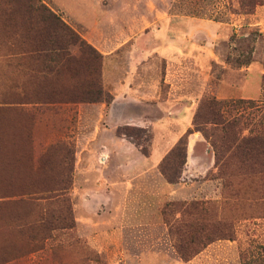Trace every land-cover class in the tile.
Here are the masks:
<instances>
[{
	"label": "rangeland",
	"instance_id": "1",
	"mask_svg": "<svg viewBox=\"0 0 264 264\" xmlns=\"http://www.w3.org/2000/svg\"><path fill=\"white\" fill-rule=\"evenodd\" d=\"M41 1L100 53L110 99L66 100L69 76L11 55L0 25V264H264L260 167L229 156L217 171L192 123L206 97L256 103L223 107L244 113L245 133L263 120L264 2ZM187 129L169 183L159 163Z\"/></svg>",
	"mask_w": 264,
	"mask_h": 264
},
{
	"label": "trees",
	"instance_id": "2",
	"mask_svg": "<svg viewBox=\"0 0 264 264\" xmlns=\"http://www.w3.org/2000/svg\"><path fill=\"white\" fill-rule=\"evenodd\" d=\"M240 13L250 14L264 0H238ZM0 25L5 26L7 43L11 55L20 53L27 55L32 61V70L51 75L58 81L64 73L69 76L73 86L63 95L68 101L95 102L110 99L100 85L99 59L100 53L92 47L81 35L74 30L59 13L41 0H0ZM2 27V26H1ZM71 46H76L78 55L70 51ZM34 65H40L34 67ZM80 83V85H77ZM59 92L50 96L51 100L61 101ZM62 95V94H61ZM41 97H38V99ZM224 106L238 108L257 107L250 100L232 99L217 100L206 97L200 100L193 117L196 130L211 139L215 151L214 167L217 171L227 168L228 157L239 158L242 165L250 169L260 167V174L264 179V114L257 128L245 133L243 123L244 113L229 117L225 116ZM127 126L119 127L118 132L131 135ZM135 129V128H131ZM144 131V129H138ZM191 129L178 139L175 145L159 163V170L169 183L179 181L182 168L186 162L188 135ZM142 152L147 154V149L142 147ZM188 210L201 211L202 206L198 201L184 204ZM194 240H192L193 244ZM182 257L186 254L181 243L176 246ZM188 258V255L186 256ZM185 257V258H186Z\"/></svg>",
	"mask_w": 264,
	"mask_h": 264
}]
</instances>
